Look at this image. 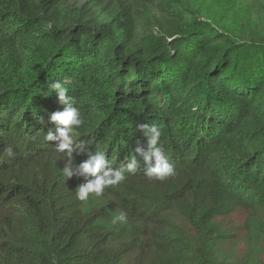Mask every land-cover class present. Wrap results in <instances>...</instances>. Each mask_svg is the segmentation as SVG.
Instances as JSON below:
<instances>
[{
	"label": "trees",
	"instance_id": "16d2710c",
	"mask_svg": "<svg viewBox=\"0 0 264 264\" xmlns=\"http://www.w3.org/2000/svg\"><path fill=\"white\" fill-rule=\"evenodd\" d=\"M56 80L85 121L73 163L102 151L122 169L147 123L179 171L133 187L137 157L105 190L127 215L111 231L67 154L38 145L63 110ZM0 149V264H264V0H0ZM235 208L252 213L242 262L218 222Z\"/></svg>",
	"mask_w": 264,
	"mask_h": 264
},
{
	"label": "clouds",
	"instance_id": "9594fccd",
	"mask_svg": "<svg viewBox=\"0 0 264 264\" xmlns=\"http://www.w3.org/2000/svg\"><path fill=\"white\" fill-rule=\"evenodd\" d=\"M49 88L56 93L63 110L52 113L51 121L57 125L56 132L49 131L45 134L44 139L48 142H55L56 151L67 154L68 161L62 170L64 176L67 179L72 177L83 179L84 182L75 190L78 200L87 202L92 197H102L106 194L107 188L125 182L124 170L136 171L139 163L137 157L148 165L145 175L150 180L164 182L176 175L175 166L169 162V158L165 155L164 145L161 141L162 126L156 124L139 123L136 125L142 135L143 142L137 140L136 156H133L128 163L121 162L122 164L127 163L122 169H114L107 154L102 151H96L95 154L90 153L88 158L79 165L73 163V153L77 149L82 152L84 148L83 144H76L74 134L85 121L80 109L75 106L74 98L68 94L69 89L61 81H53L49 84ZM109 218H113L111 213ZM116 220L122 223L126 222L127 215L121 211Z\"/></svg>",
	"mask_w": 264,
	"mask_h": 264
},
{
	"label": "rangeland",
	"instance_id": "374dc122",
	"mask_svg": "<svg viewBox=\"0 0 264 264\" xmlns=\"http://www.w3.org/2000/svg\"><path fill=\"white\" fill-rule=\"evenodd\" d=\"M52 110H58V109L56 108V109H52ZM59 111H61V110H59ZM48 112H49V110L47 111V113ZM52 113H54V111L49 112V114H45V118H50L49 119L50 122H51ZM16 123L21 124L20 120L15 119L13 122V125L10 128L11 130H13V131L15 130L14 126ZM50 130H51V125H49V131ZM14 135H15V133L12 132V134H10L8 137H10V139L12 140L14 138ZM19 135H23V133L20 132ZM22 140H24V139H22ZM52 143L53 142L45 141L44 143L39 142L38 145H39V147H48L47 149H49L50 148L49 144H52ZM4 146L7 150H4L3 153H6L7 156H4L2 158L3 159L2 162H6L5 159L11 158V156H10L11 152L14 153V150H12L11 146L8 147V144L6 141L4 142L3 148H4ZM6 157H8V158H6ZM12 157L19 158V157H16L15 154ZM175 171H176V175L174 177L169 178V180H175V181L180 180L179 171L177 169H175ZM134 179L136 181L138 179V181H137L138 183L134 186L131 184L133 187H139V188H144V189H147L150 186H155V185L160 187L161 181H158V180H154V179L150 180V179L146 178L147 181L144 182L143 181L144 179L142 177H136ZM166 191H170V188L166 187L165 189L161 190V192H166ZM178 191L179 190H175L173 193H176ZM181 196H183V194ZM92 198H94V201H96V202L97 201H103V203L106 205V208L110 209V213L113 215V218H112L111 222L109 224H107L109 231L112 230V226L120 227V226L124 225V223L119 222L118 220L115 219L117 214L119 213V210L117 209L118 206H114L115 205L114 199L104 197V196L98 197V198L97 197H92ZM112 205L114 207H112ZM134 209H135V206L132 207V211H135ZM251 216H252L251 211L241 210V209L235 208V209L231 210L228 214H226L224 217H221V218L219 217V219H218L220 230H221L222 234L228 235L230 237V239L234 238L233 240L231 239L232 243L229 244L228 248L226 249V252L228 254L235 252L237 257H238V262L247 261L246 255L249 252L253 253L256 250V245L253 242V239L252 240L248 239V233L249 232L246 229H244L245 225H246L245 227H247L248 220L251 219ZM262 228H263V225H262ZM115 230L117 232L119 231L118 228H115ZM129 232H132V231H129ZM257 233L258 232H256V234ZM116 244H119V243H114L113 245H116ZM262 249H264V246Z\"/></svg>",
	"mask_w": 264,
	"mask_h": 264
}]
</instances>
